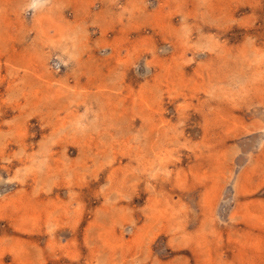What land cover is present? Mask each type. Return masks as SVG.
I'll list each match as a JSON object with an SVG mask.
<instances>
[{
  "label": "rangeland",
  "instance_id": "obj_1",
  "mask_svg": "<svg viewBox=\"0 0 264 264\" xmlns=\"http://www.w3.org/2000/svg\"><path fill=\"white\" fill-rule=\"evenodd\" d=\"M0 264H264V0H0Z\"/></svg>",
  "mask_w": 264,
  "mask_h": 264
}]
</instances>
